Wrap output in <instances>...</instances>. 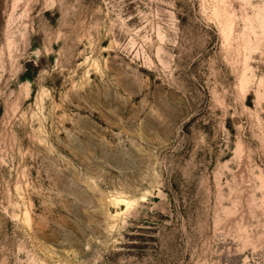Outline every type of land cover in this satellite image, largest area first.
<instances>
[{"label":"rangeland","instance_id":"obj_1","mask_svg":"<svg viewBox=\"0 0 264 264\" xmlns=\"http://www.w3.org/2000/svg\"><path fill=\"white\" fill-rule=\"evenodd\" d=\"M0 264H264V0H0Z\"/></svg>","mask_w":264,"mask_h":264}]
</instances>
